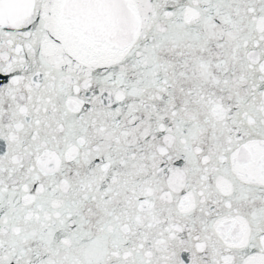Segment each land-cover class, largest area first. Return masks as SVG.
<instances>
[{
	"label": "snow or ice",
	"instance_id": "snow-or-ice-1",
	"mask_svg": "<svg viewBox=\"0 0 264 264\" xmlns=\"http://www.w3.org/2000/svg\"><path fill=\"white\" fill-rule=\"evenodd\" d=\"M0 264H264V0H0Z\"/></svg>",
	"mask_w": 264,
	"mask_h": 264
}]
</instances>
